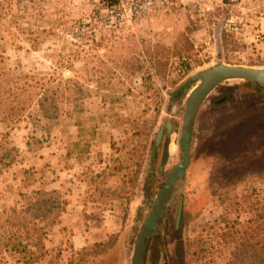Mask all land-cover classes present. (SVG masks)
<instances>
[{"label":"rangeland","instance_id":"374dc122","mask_svg":"<svg viewBox=\"0 0 264 264\" xmlns=\"http://www.w3.org/2000/svg\"><path fill=\"white\" fill-rule=\"evenodd\" d=\"M111 2L0 0V264H133L200 73L264 69V0ZM263 207L264 89L226 81L144 264H235L224 234Z\"/></svg>","mask_w":264,"mask_h":264},{"label":"water","instance_id":"95a60500","mask_svg":"<svg viewBox=\"0 0 264 264\" xmlns=\"http://www.w3.org/2000/svg\"><path fill=\"white\" fill-rule=\"evenodd\" d=\"M202 79L201 85L193 92L187 102V110L183 126V139L181 147L185 152V160L183 161L180 172H184L187 162L189 160L190 137L197 119V115L201 104L205 98L213 91L219 84L230 80H244L259 84L264 89V69H256L242 66L218 65L207 71L200 73ZM224 102V101H223ZM177 175H174L167 183L165 189L162 191L159 200L155 206L152 217L148 224L144 227L139 239L134 264H143L144 239L149 232L150 225L159 216L161 211L165 208V204L169 199L173 180Z\"/></svg>","mask_w":264,"mask_h":264},{"label":"trees","instance_id":"16d2710c","mask_svg":"<svg viewBox=\"0 0 264 264\" xmlns=\"http://www.w3.org/2000/svg\"><path fill=\"white\" fill-rule=\"evenodd\" d=\"M232 225L230 231L224 234V237L231 238L235 243L238 258L234 263L264 264V207L246 223L235 221ZM40 259L41 256L37 255L27 264H35Z\"/></svg>","mask_w":264,"mask_h":264},{"label":"flooded vegetation","instance_id":"af4514ba","mask_svg":"<svg viewBox=\"0 0 264 264\" xmlns=\"http://www.w3.org/2000/svg\"><path fill=\"white\" fill-rule=\"evenodd\" d=\"M221 84H222V83H221ZM219 85H220V84H219ZM197 88H198V87H197ZM197 88H196V89H197ZM196 89H195V90H196ZM195 90H194V91H195ZM192 94H193V93H192ZM190 97H191V96H190ZM228 100H229V97H226L224 100H222V102H220V104H223V103H225V102L228 101ZM223 101H224V102H223ZM185 115H186V114H185ZM184 119H185V118H184ZM190 139H191V137H190ZM181 148H182V147H181ZM182 151H183V155H184V157H183L181 163H179L177 170H175V172H174L172 175H169V177H168L167 181L165 182L164 186H163V187L160 189V191L158 192V194H157V198H156V200H155V202H154V204H153V206H152V211H151L150 215L148 216V218L146 219L145 223L143 224L142 230H141V232H140L139 239H140V236H141V234H142V231L144 230V227L148 224L149 219H150V218L152 217V215H153V212H154V210H155V206H156V204H157V202H158V200H159V197H160L162 191L165 189L167 183L171 180V178H172L174 175H177V174H178V176L175 177L174 180H173V185H172V188H171V193H170L169 199L167 200V202H166V204H165V208L161 211V213L159 214V216L154 220V222L152 223V225H150L149 232H148L147 235L145 236V239H144V251H143V264H144L145 255H146V244H147V240H148L151 236H153V235H155V234L157 233V231H158V221H159V219L161 218V216L164 214V212L167 210L168 205H169V203H170L171 200H172L173 193H174V187H175V184H176V182H177L178 180L181 179L182 175L185 173V171H186V169H187V165H186V169H185V171L182 172V173L180 172V167H181V165H182V163H183V161L185 160V157H186L185 152H184L183 149H182ZM166 152H167V153L169 152L168 147L166 148ZM189 154H190V148H189ZM188 161H189V160H188ZM187 163H188V162H187ZM161 171H163V168L161 169ZM181 209H182V208H181ZM181 209H179V211H178V223H179V224H180L181 216H182V211H181ZM138 243H139V240H138ZM138 243H137V247H138ZM137 247H136V251H137ZM136 251H135V255H136ZM135 255H134V258H135ZM133 264H134V259H133Z\"/></svg>","mask_w":264,"mask_h":264},{"label":"built area","instance_id":"2783aa9c","mask_svg":"<svg viewBox=\"0 0 264 264\" xmlns=\"http://www.w3.org/2000/svg\"><path fill=\"white\" fill-rule=\"evenodd\" d=\"M208 0H198V6L203 7L206 6L207 10H209V6L207 3ZM174 2H178V0H131V6L139 7V5H143L144 7H159L164 5H170ZM124 3V0H112L110 3V7L112 8H120L122 4ZM257 38L260 41L264 42V33L257 34Z\"/></svg>","mask_w":264,"mask_h":264},{"label":"crops","instance_id":"0c3cea01","mask_svg":"<svg viewBox=\"0 0 264 264\" xmlns=\"http://www.w3.org/2000/svg\"><path fill=\"white\" fill-rule=\"evenodd\" d=\"M228 103H229V100H228L227 102H225V104H224V105H226V106H227V105H228ZM224 105H223V106H224Z\"/></svg>","mask_w":264,"mask_h":264}]
</instances>
